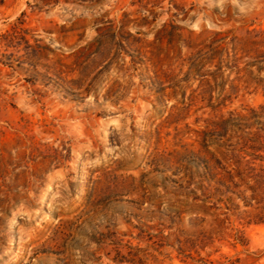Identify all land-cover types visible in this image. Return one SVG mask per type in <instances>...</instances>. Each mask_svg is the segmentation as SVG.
I'll return each mask as SVG.
<instances>
[{
	"label": "rangeland",
	"instance_id": "374dc122",
	"mask_svg": "<svg viewBox=\"0 0 264 264\" xmlns=\"http://www.w3.org/2000/svg\"><path fill=\"white\" fill-rule=\"evenodd\" d=\"M0 264H264V0H0Z\"/></svg>",
	"mask_w": 264,
	"mask_h": 264
},
{
	"label": "trees",
	"instance_id": "16d2710c",
	"mask_svg": "<svg viewBox=\"0 0 264 264\" xmlns=\"http://www.w3.org/2000/svg\"><path fill=\"white\" fill-rule=\"evenodd\" d=\"M258 128L248 124L246 115L234 119L231 130L219 132L217 146L223 157L217 161L216 166L210 165V162L204 159L199 176L206 177L216 169L229 175L242 174L249 161L248 157H259L261 133Z\"/></svg>",
	"mask_w": 264,
	"mask_h": 264
}]
</instances>
